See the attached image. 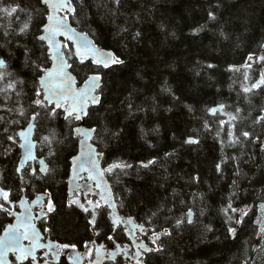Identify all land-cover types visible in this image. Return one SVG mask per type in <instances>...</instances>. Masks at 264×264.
Here are the masks:
<instances>
[{"label": "trees", "instance_id": "16d2710c", "mask_svg": "<svg viewBox=\"0 0 264 264\" xmlns=\"http://www.w3.org/2000/svg\"><path fill=\"white\" fill-rule=\"evenodd\" d=\"M5 2L20 3L32 16L30 30L23 35L19 28L27 20L26 13H20L19 20L0 19V58L6 60L14 78L26 81L21 103L30 113L35 98L31 62H42L44 49L37 37L47 10L40 0ZM72 2L76 8L75 16L68 15L72 26L124 61L97 68L90 60L82 65L75 57L68 59L78 85L93 74L101 76L100 103L90 106L84 120L86 127L96 130L93 143L102 154L104 169L114 162L131 165L106 172L118 208L144 225L149 235L152 229L172 231L171 237L162 238L164 250L149 253L145 263L264 264V238L255 223L264 221L260 209L264 204V147L260 145L264 124L253 123L261 114L264 94L246 99L242 91L258 79L264 66L242 67L249 54L254 59L264 56V0H122L118 9L112 0ZM137 32L140 35L134 39ZM220 105L223 112L210 113L209 109ZM8 106H14V101H8ZM236 108L241 109L238 114ZM228 114L238 115L231 122L234 131H248L250 139L241 137V143L228 144L226 132L233 129L228 124L220 128ZM0 115L6 121L19 118L15 113ZM5 126L0 124V187L11 190L17 199L22 186L16 173L19 140L15 137L13 143L7 135L27 124L21 119L20 125H12L4 134ZM77 126L76 120L69 125L63 114L55 121L39 120L34 133L36 152L46 161L49 174L38 172L43 178L37 179L27 170L23 174L26 194H50L54 211L45 229L59 245L82 249L93 237L104 242L109 229L121 241L106 223L105 209H96L92 231L88 224L92 216L67 201L68 169L78 148L70 128ZM50 129H55L60 141L52 145L55 156L37 140ZM189 137L199 143H185ZM229 202L237 209L246 206L248 215L242 223L226 222L221 210ZM189 209L191 224L186 222ZM177 219H185L178 229L174 228ZM229 227L236 228L233 237Z\"/></svg>", "mask_w": 264, "mask_h": 264}, {"label": "snow or ice", "instance_id": "6c2138e0", "mask_svg": "<svg viewBox=\"0 0 264 264\" xmlns=\"http://www.w3.org/2000/svg\"><path fill=\"white\" fill-rule=\"evenodd\" d=\"M41 3L45 5V8L48 12L47 15V23H43L40 31L43 33L37 37V39L41 42V48L44 50L41 52L42 62H31V68L34 73L33 79V94L34 99H32L29 107L32 111L29 113L28 109L24 107L21 103L22 95H26L23 93V87L26 84V81L23 79H16L13 76V73L7 71L8 64L5 59L0 58V69L4 71H0V112L4 113H15V115L19 118L12 119L9 121L5 120L3 115H0V124H6V126L2 129V133L6 134L9 131V128L12 125H20L21 119H23L27 127L15 132L13 135H7V139L16 143L15 137L21 138L24 142L20 145L21 148L25 150L24 157L20 161V165L17 167V173H22V170L25 167V164L28 160H36L37 157L33 154V149L36 147V144L33 142L30 137L32 136L34 130H37V124L41 118H46L49 121H55L60 118L63 114V117L66 121L71 125V121L73 120H81L83 116H86L88 113L86 111L88 104H98L100 103V99L98 96L93 95V93L100 87L101 76L99 74H95L87 77L85 81L86 87L84 89H74V77L66 71L67 68L72 67L70 63H68V59L75 57L80 64H85L86 61H91L92 64H95L97 68L103 67L108 68L110 65H119L124 63L122 59L115 56L111 52H101L96 46L88 39L84 34H79L70 27L68 24V14L73 16L76 15V8L73 6L72 0H40ZM112 3L115 5V9H118L122 0H112ZM60 12H65L66 14L62 17H58L56 14ZM20 13H26V9L21 6L20 3L9 4L6 3L5 0H0V19L5 17L10 18L12 20H19ZM27 14V13H26ZM209 18L215 20L216 17L213 12H209ZM32 16L27 14V20L23 23V26L19 28V34L23 35L30 30L31 27ZM122 31H127V29H122ZM8 33H5L7 35ZM139 32L135 33L134 39L138 37ZM57 37H64V41H60ZM67 42H73L75 44V51H72L69 48V44ZM47 45L45 48L44 45ZM264 47V45H262ZM62 49H67V58L66 53L62 51ZM39 59V58H38ZM51 60L52 66H47V61ZM253 63L257 65H264V56H256L254 59L253 54H249L247 61L242 66L247 69H252ZM212 67V65H209ZM239 71V69H233ZM245 80L249 79L247 73L244 76ZM245 94L246 99L257 93L264 94V66L259 68V77L258 79H254L251 81L250 86H245L242 89ZM15 98V100H14ZM8 101H14V106L9 107ZM249 103L251 101L249 100ZM36 109H40L41 111H37ZM224 105H220L218 108L209 109L210 113L216 115L218 112H223ZM241 111L240 108H236L235 112L238 114ZM260 113L253 121L255 124H264V106L260 108ZM228 121L221 120L220 128L224 130L225 125H231L232 131H227L226 136L230 139L228 140V144L230 146H235L236 144L241 143V137L245 139H250L251 134L248 131H242L237 134L235 129V124H232V121H236L238 119V115L236 114H228ZM207 127V125H205ZM95 129H90L88 131H83L79 128L71 129L70 133L74 132L86 137H90ZM116 135L117 133H113ZM259 139V137H257ZM37 140L44 146H46L49 150L50 156H55L56 152L54 151L52 145L54 143H60L57 140V133L55 129H50L46 135H42L37 137ZM83 143V141H81ZM185 143L193 144L199 143L198 140L189 137ZM223 143V141H222ZM86 155L87 159H81V157H73V172L74 176L78 174L77 168L79 171H88L89 179L97 180L96 187H100L99 180L93 173H98L99 176H103L104 172L113 173L117 169H124L127 167H131L124 162H114L110 164L107 169L103 171L100 169L98 157L101 156V153H96L95 149L89 146L88 153H82V156ZM170 155V154H168ZM149 163H155V161H149ZM39 173H42L43 176H47L49 174L48 165L45 163V160H39ZM147 166V165H145ZM217 170L219 171L221 168L220 164H217ZM31 175L36 177L37 179L43 178L37 172V169H31ZM2 179V177H0ZM23 174L21 175V181L23 182ZM195 179H198L195 178ZM235 183V182H234ZM91 189L89 188V191ZM11 190H6L3 187H0V212H3L8 215L14 214L11 207H7L6 205L13 204V201L10 199ZM104 205H107L110 208H115V205L111 202L110 199H105ZM78 204L79 207L83 209L84 212H89L90 208L85 207L84 204H79L78 201H74ZM20 207L25 208L28 211V214H19L17 215V223L16 225H9L5 230L4 235L0 237V264H2V257L7 252H12L17 256V259L20 261V264H24V261H29L30 264L32 262L37 261L36 250L43 249L45 247L48 248L49 252H52L53 245L48 244L45 246L40 241L42 239L40 233L36 230L35 225L31 223L34 217L31 215L30 209L28 208L27 201L21 199L19 201ZM33 204H42L41 197L37 196L36 200L32 202ZM87 204L92 206V219L89 221L92 224L93 228L96 225V217L97 212L96 209L102 208L103 205L99 201L93 203V201L88 200ZM48 212L54 211V206L51 200L48 201L47 205ZM260 209L264 212V204L260 205ZM222 213L225 216L226 222L229 223H242L243 218L248 215V211L245 210L240 212L239 209L233 207L232 203L229 202L226 207L222 208ZM43 208H41L40 215H44ZM235 215V219L234 216ZM112 226L113 229L117 227L120 223V218L115 216V213L112 214ZM155 215V213L153 214ZM193 213L191 209L186 213V222L188 224L193 223ZM150 222V221H149ZM127 223H131V220L127 221ZM185 223V219H177L174 225V228H180ZM259 226V235L261 238H264V221L258 219L255 221ZM141 231H144V227L142 225H137ZM210 230V229H209ZM228 233L230 235H235L236 228L229 227ZM99 233H97L98 235ZM172 231L169 228H162L160 231H156L152 229V243L156 245L154 248L147 247L146 245H138V249L142 248L144 253H152V252H161L164 250V246L162 243L163 237H171ZM109 239H112L109 236ZM29 241V245H24L22 241ZM75 249L76 245H55L56 249H67V248ZM87 247V245H86ZM103 245H101V248ZM119 247V246H117ZM100 249L96 250L97 255H99ZM53 255L59 257L60 251L52 252ZM113 253L112 255H115ZM47 255V253H45ZM142 253L137 252L136 256L140 257ZM79 257L73 259L72 264H78ZM45 264L47 262L45 261ZM137 264H144L142 259L137 258Z\"/></svg>", "mask_w": 264, "mask_h": 264}, {"label": "water", "instance_id": "95a60500", "mask_svg": "<svg viewBox=\"0 0 264 264\" xmlns=\"http://www.w3.org/2000/svg\"><path fill=\"white\" fill-rule=\"evenodd\" d=\"M65 14H66L65 12H60V13H57L56 15L58 17H62ZM47 15H48V12H47ZM68 15H71V14H68ZM47 22L48 21H47V17H46L45 23H47ZM68 24L70 25V27L75 29V31L77 33L84 34V33L80 32V31H78L76 28H74V26H72V24L69 21V19H68ZM84 35L86 36V39L90 40L93 43L92 39L89 36H87L86 34H84ZM57 39L60 40V41H64V37H57ZM67 43L71 46L72 50L75 51V44L73 42H67ZM45 46L47 47L46 43H45ZM96 48H98L101 52H111L109 50H106V49H103V48H99L97 46H96ZM62 51L65 52L64 49H62ZM111 53H113V52H111ZM66 58H67V55H66ZM49 62H50L49 67H51L53 62L51 60H49ZM68 63H69V60H68ZM70 70H71V67L66 69V71L69 72L72 75V77H74L73 88L77 89V90L84 89L86 87L85 81L87 79L84 82H82L81 85H78V83H77L78 81L76 80L75 75ZM93 75H95V74H93ZM101 85H102V83L100 81V87L97 88V90L93 93V95L98 96L97 94H98V91L101 88ZM95 105H97V104L89 103L88 107L86 109L87 113H88V110H89L90 106H95ZM214 108H218V107H214ZM86 116H83L81 120H76L78 122V126L76 128H79V129H81V130H83L85 132L90 130L88 127L85 126V120L84 119L86 118ZM34 133H35V130H34L32 136L30 137V139H32L33 142L37 146V143L34 140ZM74 135H75V137L78 138V148H77V153L73 157H81V159H87V156L86 155L82 156V153H85V154L88 153L89 146H91V148L95 149L96 153H99L96 145L93 143L94 132L91 134L90 137H86V136H83V135H80V134H77V133H74ZM18 140H19L18 148L20 150V159H18L19 161H18L17 167L20 165V161L23 159L24 153H25V150L20 147V145L24 141L21 138H19V137H18ZM81 141H83V143H81ZM260 145L262 147H264V131H263V135H262V138H261V141H260ZM36 148L37 147H35L33 149V154L37 157ZM73 157H71L70 168L68 169L69 170V176H68L67 184H68V195H69V197H72L73 196L72 194H74V193L79 194L80 191L85 196L86 195L95 196L98 199V201L101 203V205H103V207L107 209V211L109 213V217L108 218L110 219L111 225H112V215L111 214L113 212L115 213L116 217L120 218V223H119V225L117 227H115L114 230H116L118 227H120L121 230L123 231L124 235L126 236V238L128 240V243H126L123 246L120 245V244L114 243V248L112 250H106L104 245L101 248V245L95 244V251H94L93 259L87 261L86 263H85V259L82 257V253L79 250H75V251H72V253L71 252L68 253V255H67L68 263L72 264L73 259H75L76 257H79L80 259H79L78 264H105L107 262H112L118 256L123 255L125 258L126 257L130 258V261H129L128 264H137V258L141 259L142 255L144 253L143 249L142 248L138 249L137 246L138 245H146L147 247H149L145 242H143V240L139 241L137 239L139 235L145 236L147 234V229H145L146 227L144 225H142V224L137 223L133 217L125 216L123 213H121V211L118 208V203L116 201L112 185L108 181V178L106 176V172H104L103 176H99L98 173H93V175L98 178L99 183H100V187H96L97 180L89 179V172L88 171H79V169L77 168L78 174H76L74 176V172H73ZM40 159H42V158H38L37 157L36 160H28L26 162V164H25V167L28 164H32L33 165L35 162H37L38 165H39V160ZM98 162H99L100 169L103 171L104 167H103L102 160H101L100 156L98 157ZM89 188L91 189L90 191H89ZM24 196L25 195L21 196V199H24V200L27 201L28 208L30 209L31 215L34 217V219L31 221V223L35 225L36 230L40 233V235L42 237V234H41V232L39 231V229L37 227V223H38L39 220H41L42 218H45L47 216V214L45 212H44L45 213L44 215H40L41 208H43V211H44V199H46L47 196H45L44 194L38 195V196L41 197L42 204H33L32 203L33 201L36 200V197L30 202L29 199L24 197ZM102 197H104L105 199H110L111 202L115 205V208L113 209V208L108 207L107 205H104V200L101 199ZM18 208L20 210V213L15 214L14 215L15 218L19 214H25V215L28 214V211L25 208L20 207V203H18ZM33 208L39 209V211H38L36 216L33 213ZM246 209H247L246 206L242 205V207L239 210H240V212H243ZM129 220H131V223H127V221H129ZM16 223H17V218L15 219V221H14V223L12 225H16ZM137 225H142L144 227V231H141L140 228L137 227ZM8 226L3 230L2 234L0 235V237H2L4 235V232L8 228ZM112 228H113V226H112ZM233 236L234 235H231V237H233ZM150 240L152 241V238H150ZM25 242H27L28 245H29V241H27V240L22 241L23 244ZM48 244H52L53 245L52 252L59 251L58 249L55 248V245H58L57 242L48 239L47 243L44 244V245L47 246ZM117 246H119V247H117ZM45 248L47 249V255L48 256L51 255V258H52L50 263L47 262V264H57L59 262V257L53 255L52 252H49L47 247H45ZM97 249H100L99 255H97V253H96ZM38 250H41V249H37L36 252ZM138 251L140 253H142V255L140 257L136 256ZM113 253H116V254L112 255ZM10 256L15 257L17 262L20 263V261L17 259V256L14 253L7 252L2 257V264H10L11 263L10 262Z\"/></svg>", "mask_w": 264, "mask_h": 264}, {"label": "flooded vegetation", "instance_id": "af4514ba", "mask_svg": "<svg viewBox=\"0 0 264 264\" xmlns=\"http://www.w3.org/2000/svg\"><path fill=\"white\" fill-rule=\"evenodd\" d=\"M37 154V152H36ZM38 157V155H37ZM38 158H41V157H38ZM46 163V161H45ZM47 164V163H46ZM37 169V172H39V168L40 166L38 165L37 162H35L33 165L32 164H28L23 170H22V173H17V175L19 176V179H20V182L22 185L20 187V191H19V194H18V198L15 199L13 197V194L11 193V196H10V199L13 201V204L11 205H6L7 207H11L12 208V211L14 214L12 215H8V214H5L3 212H0V235L2 234L3 230L8 226V225H12L15 221V214L17 213H20V210L18 208V203L21 199V196L25 195L24 197L28 198L29 201L31 202L35 197H37L38 195L40 194H44L46 197V199H44V212L47 214V216L45 218H42L41 220L38 221L37 223V227L39 229V231L41 232L42 234V239H41V243L42 244H46L48 239L52 240V241H55L58 243V241L52 239L48 233H46V229H45V222L47 223L48 220H49V217L51 215V212H48V209H47V205H48V201L51 200V197L49 196L50 194L48 193H39V194H35L34 196L30 197L26 194V189L25 187L23 186L24 184V179H23V182L21 181V175L24 174L27 170H29L30 174H31V169ZM70 168V167H69ZM17 169V168H16ZM42 174V173H40ZM43 175V174H42ZM68 176H69V172H68ZM68 176H67V180H66V196H67V201L72 204L76 209L78 210H81L83 211V209L81 207L78 206L77 203H75L74 201H78L79 204H84L85 207H89L90 208V211L89 212H86V213H89L90 215L89 216H92V212H91V207L90 205L87 204V201L88 200H91L93 201V203L95 204V202L98 201V199L95 197V196H91V195H84L81 191L79 194L77 193H74L72 194L73 196L72 197H69L68 195ZM24 177V176H23ZM0 202H3L2 200H0ZM52 202V200H51ZM103 209H105L106 213H107V220H106V223H108L109 227H111V231H113V233H119L120 237L122 238L121 241L120 240H116L115 238H113L110 234V229L108 230V232L106 234H104V242H100L98 240H96L94 237L93 239L88 242V243H85L84 246H82V249L80 248H67V249H59L60 251V255H59V262L57 264H69L68 261H67V255L68 253H72V251H75V250H79L81 253H82V257L85 259V263L91 259H93V255H94V251H95V244H99V245H104V247L106 248V250H112L114 248V243H117V244H120V245H125L126 243H128V240L126 238V236L124 235L123 231L121 230L120 227H118L116 230H114L112 228V225H111V222H110V219L108 218L109 217V213L107 211L106 208L102 207ZM100 209V208H98ZM39 209L37 208H33V213L34 215L36 216L37 213H38ZM92 219V217H90ZM89 224V228L92 229V231H95V228H96V225H95V228H93V226ZM95 236V234L93 235ZM109 236L112 237V239H109ZM150 238H152V235H149L148 232L145 236H141L139 235L138 236V240H143V242H145L150 248H154V244L152 243V241L150 240ZM60 243H58L59 245ZM24 245H28L27 242L24 243ZM87 245V247H86ZM66 250L67 252L64 253L63 251ZM45 253H47V249L46 248H43L41 250H38L36 252V257H37V261L35 262H32V264H44L45 261L46 262H49L52 260L51 258V255H45ZM85 254H87V258L85 257ZM149 255V253H143L142 255V260L144 261L145 263V260H146V256ZM130 261V258L129 257H124L123 255H120L118 256L114 261L112 262H107L105 264H128ZM10 264H20L19 262H17L16 258L13 257V256H10ZM24 264H30L29 261H24ZM146 264V263H145Z\"/></svg>", "mask_w": 264, "mask_h": 264}, {"label": "rangeland", "instance_id": "374dc122", "mask_svg": "<svg viewBox=\"0 0 264 264\" xmlns=\"http://www.w3.org/2000/svg\"><path fill=\"white\" fill-rule=\"evenodd\" d=\"M63 252H64V253H66L67 251H66V250H64ZM87 256H88V255H87V254H85V257H86V258H87Z\"/></svg>", "mask_w": 264, "mask_h": 264}]
</instances>
